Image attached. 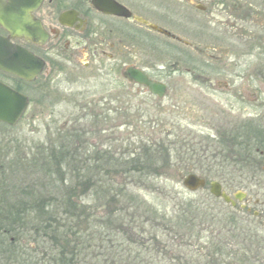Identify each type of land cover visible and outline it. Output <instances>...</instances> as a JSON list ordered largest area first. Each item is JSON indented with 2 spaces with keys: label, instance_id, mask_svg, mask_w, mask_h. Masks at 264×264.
<instances>
[{
  "label": "rangeland",
  "instance_id": "374dc122",
  "mask_svg": "<svg viewBox=\"0 0 264 264\" xmlns=\"http://www.w3.org/2000/svg\"><path fill=\"white\" fill-rule=\"evenodd\" d=\"M178 20L184 25L182 18ZM190 26L193 30V25ZM171 45L174 44L171 43ZM242 61L245 62L244 65L239 66L244 68L248 66L258 69L264 65V44L261 50H252ZM203 75L204 77L200 80H196L195 76L186 72L172 75L170 73L167 78L164 75L163 79L170 89L163 102H154L155 100L145 102L150 101V97L145 94L139 95L137 101L120 102V106H117L121 108L120 116L111 113L104 118L101 116L96 118L97 114H100L98 102H73L72 104L60 102L57 105H53L54 102H48L42 105L45 109L41 111V114L38 110L36 113L33 112V104L26 118L17 125L10 128L0 126V227L2 226L1 218L9 211H20L21 218H29L26 219L28 222L20 223L21 225L6 222L9 229L0 230V234H7L6 237L0 235V264L39 262L38 260L27 262L20 255L26 247L43 249L42 244L38 245L35 231L39 233L41 220H45L46 217L48 219L49 216L46 212H44L45 215L43 213L40 215V209L36 213L30 210L28 216H23L25 211L21 212V210L27 208L25 204L28 201L33 203L35 200L38 201L39 206L44 203L46 207L51 201L54 207L49 211L54 212L56 210L54 208L60 206L65 193L76 186L75 195L77 200L85 204L86 211L90 210L102 215L103 211L99 208L105 200L101 198V192L106 191L108 182L114 183V188H118L119 185L116 183L121 182L128 188L130 194L133 193L145 200L147 206L165 211L169 215L173 212L178 215L188 212V215L196 213L203 218L206 216L205 227H210L211 219L215 217L214 224L208 232L200 231L201 239L197 243L200 248L206 247L205 242H209L208 238L211 237L210 232L214 230L213 228L217 230L226 227V216L237 212L239 216L244 217L242 219L244 225L249 227V230L254 233L251 235L255 238L247 244L249 247L245 245L248 251H253L254 255L249 254L251 257L246 260V264H264V251L255 248L258 245L264 248V239L261 244L256 240V238L264 237V185L256 183L264 175L260 170L257 174H251L248 170L234 169L229 163H224L227 154L222 153L218 148L221 147L219 143L223 136L230 135L231 128L227 125L229 116L236 119L238 115H242L247 120L255 119L254 117L260 112L259 103L264 102V90L252 88L253 90L248 91V97L252 98L250 92L259 91L260 100L256 103L246 100L244 102L241 96L236 97L233 90L229 92L224 87L218 89L214 84H209L207 78H212V73H203ZM235 76L219 73L217 78L237 88L240 82L235 79ZM84 105H87V108L82 111L80 107ZM66 121H71V124L67 130L60 132ZM255 123L258 126L257 122ZM257 126L250 128V133H258ZM74 127L87 132L88 145L84 144L87 148H84L82 143L75 145L79 150L80 158H84L85 149H89L90 162L87 166L80 161H77L79 164L65 165L66 162L62 160L63 165L59 169L52 156L64 140L62 136ZM243 133L244 131L235 132L227 139L232 136L244 138ZM256 140L249 139L248 143L252 145L250 150L254 156L259 158V151L256 150L259 144ZM153 146V150L156 149L155 152L160 151L156 161V167L162 168L160 172L155 173L156 170L152 169V176L142 178L141 175H136L132 178L126 177L127 180L124 176L115 174V171L120 169V163L113 164L114 160H110L109 157L114 156V159L118 161L126 156L130 159L133 154L152 153ZM73 147L69 149L70 153L75 150ZM100 150L105 153L104 159L96 164L95 153ZM106 154L110 155L107 157ZM107 172L110 173L107 174ZM227 173L229 177L235 176L239 179L236 183L244 180L240 183L244 186L243 189L239 188L240 185L232 188L235 183L234 177L231 178L232 186L223 182L227 178ZM190 174L204 178L207 181V187L195 192L187 190L183 185V179ZM85 182V185L89 187L84 186ZM213 182L222 185L223 191L235 200V207L222 199L215 198L210 193V185ZM239 195H243L241 201L236 200V196ZM256 200L263 204L255 203ZM247 201L250 202L247 204ZM246 204L247 209L244 208ZM249 209L251 212L247 213ZM257 211H260L261 215L256 216ZM245 221L248 223L245 224ZM91 223L86 221L83 224V227L88 225L87 234L94 230ZM197 225L199 226V220ZM146 228L149 229V225H146ZM155 229L161 232V228ZM199 230L196 228L195 231ZM163 239L167 242L165 237ZM10 240L13 243L16 242L15 246L19 249L16 256H13V260H8L9 257L3 253ZM235 242L238 243L237 240ZM241 242L242 240L239 239L238 244ZM252 242L256 244L255 247L251 246ZM241 246L235 245L233 250L237 252V259L243 260L246 257L243 258L242 252L239 251ZM169 249H172L171 246ZM100 260L104 263L103 258L100 257ZM162 264L169 263L162 261Z\"/></svg>",
  "mask_w": 264,
  "mask_h": 264
},
{
  "label": "flooded vegetation",
  "instance_id": "af4514ba",
  "mask_svg": "<svg viewBox=\"0 0 264 264\" xmlns=\"http://www.w3.org/2000/svg\"><path fill=\"white\" fill-rule=\"evenodd\" d=\"M11 4L22 9L26 2L0 0V63L18 71L25 69L26 52L32 61L25 73L28 78L0 67V84L29 102L21 121L33 104V112L41 114L45 109L42 105L48 102H98L100 114L96 118L111 113L120 116V102L137 101L139 95L150 97L145 102H163L170 89L163 78L170 73L186 72L196 80L203 78V73H212V78H207L209 84L233 90L244 102L260 100L259 91L250 92L252 98L248 97L252 88L264 90V65L258 69L239 66L248 53L263 48L264 0H42L30 12L45 36L35 40L12 34L4 26ZM130 70L164 85L165 96L159 97L129 79ZM219 73L236 75L239 86L233 88L218 80ZM80 108L84 111L87 105ZM258 108L255 119L229 116L227 125L230 135L244 131L243 136L248 137L257 122L256 150L260 155L252 158L251 165L264 175V102ZM70 124L66 121L60 132ZM0 126L10 128L2 122ZM256 183L264 185V176Z\"/></svg>",
  "mask_w": 264,
  "mask_h": 264
},
{
  "label": "trees",
  "instance_id": "16d2710c",
  "mask_svg": "<svg viewBox=\"0 0 264 264\" xmlns=\"http://www.w3.org/2000/svg\"><path fill=\"white\" fill-rule=\"evenodd\" d=\"M249 135L248 137L243 136L244 138L232 136L230 139H227L230 135H225L219 143L221 147L218 148L222 153L227 154L226 158L224 157L226 160L224 163H229L238 171L248 170L251 174H257L259 170L251 165L253 164L252 158L257 159V157L250 150L251 144L248 143V140H258V135L255 132L249 133ZM86 136L87 132L80 131L75 127L66 131V134L62 136L64 140L60 143L58 151L52 156L59 169L63 165L62 160L66 162L65 165L79 164L77 161L83 165L86 164V166L89 164L91 159L89 149H85L84 158H80L78 157L79 150L76 148L79 143H82L84 148L85 145H88ZM71 146L77 151L74 150L73 153H70ZM153 148L154 146L152 153L133 154L130 159L126 158L127 156L121 158L122 161L114 159V156L109 157L110 160H114L113 164L120 163V169L116 170L115 174L124 176L126 179V177L132 178L136 175L147 178L152 176V169L156 170L155 173L160 172L162 168L156 167L160 151L155 152L156 149L153 150ZM104 155L105 153L101 150L95 153L96 164L101 163ZM106 155L108 157L110 154ZM226 175L227 178L223 182H226L228 186H232L231 178L234 177L235 183L232 188L244 182L242 180L236 183L239 180L237 177H229L228 173ZM118 183L116 184L119 187L114 188V183L108 182L106 191L101 192V198L105 200L99 208L103 211L102 215L91 212L89 208V211H86L85 204L81 200H77L76 186L65 193L60 206L54 208L56 212L49 211L54 207L51 201L48 207L44 203L39 206L38 201L35 200L33 203L28 201L25 204L27 208L21 210V212L25 211L23 216H28L31 211L36 213L40 209V215L46 212L49 217L41 220L39 233L35 231L38 245L42 244L43 249L26 247L21 251L20 257L27 262L38 260L39 262L35 264H160V262L162 264V261L169 264H246V260L251 257L249 254H252L253 251H248L247 244L255 239L252 236L254 233L244 225L242 221L244 217L239 216L237 212L226 216V227L217 230L213 228L214 230L210 232L211 237L208 238L209 242H205L206 247L201 246L200 248L197 244L201 239L202 232L200 231L208 232L214 224L215 217H212L210 227H205L206 216L203 218L196 213L188 215V212H183L182 215L173 212L169 215L165 211L147 206L145 200L140 199L138 195L130 194L127 187L123 186L121 182ZM85 184L86 182L84 183L85 187H89ZM243 187L239 186L242 189ZM20 216V211H9L1 218L0 230L9 229L6 222L13 224L28 222L26 220L29 219L28 217L21 218ZM198 220L199 226L197 225ZM86 221H91L94 227V230L89 231L88 234L86 232L88 225L83 227ZM247 223L248 221H245V224ZM146 225H149V229L146 228ZM158 227L161 228V232L155 229ZM196 228L200 230L195 231ZM0 235L7 236L6 233ZM164 237L167 242H164ZM239 239L242 240L240 244H238ZM263 239L264 237L256 238L259 244ZM213 240L215 241L212 243ZM254 242L251 244L252 247L256 246ZM3 243L5 242L3 241ZM15 244L16 242L13 243L10 240L8 246L4 248L3 253L9 257L8 260H13V256L19 252ZM235 245L238 247L242 245L239 251L242 252V257L246 258L237 259V252L233 250ZM169 246H171V250ZM255 248L264 251L260 245ZM252 256L254 255L252 254ZM100 257L104 259V263L100 262Z\"/></svg>",
  "mask_w": 264,
  "mask_h": 264
},
{
  "label": "water",
  "instance_id": "95a60500",
  "mask_svg": "<svg viewBox=\"0 0 264 264\" xmlns=\"http://www.w3.org/2000/svg\"><path fill=\"white\" fill-rule=\"evenodd\" d=\"M16 1L17 0H11V2ZM24 1L26 2V5L25 8L22 9H15L13 8L14 4H11V9L9 10V17H5L6 23H4V26L8 28L12 34L26 36L27 38L31 37L33 38V40H35L38 36H42V39H45V36L40 30L39 24L35 22L30 16V12L34 8H36L42 2V0ZM28 6H30L31 8H28ZM0 22L2 23V20H0ZM161 32L171 36V34L167 31L161 30ZM10 51H12L11 48ZM31 56L32 55L28 52L25 53V58L27 62L25 69L21 68L18 71L16 68L5 66V64L2 63H0V67L11 73L17 74L24 78H28L25 73L28 72L29 62L32 61ZM127 75L129 79L146 86L153 94L158 95L159 97L165 96L164 85L149 80L145 75H143L139 71L130 70ZM26 101L27 99L25 97L18 95L6 86L0 84V121L10 126H15L20 121L25 110L28 107L29 102ZM183 185L187 190L195 192L200 189H205L207 187V181L204 178L199 177L195 174H190L183 179ZM210 193L215 198L222 199L227 204H230L232 206L236 205L235 200H233L223 191L222 185L218 182H213L210 185ZM242 196L243 195L236 196V200L241 201Z\"/></svg>",
  "mask_w": 264,
  "mask_h": 264
}]
</instances>
